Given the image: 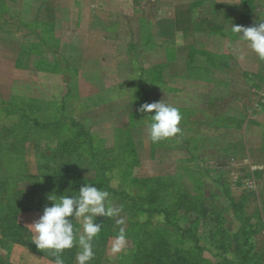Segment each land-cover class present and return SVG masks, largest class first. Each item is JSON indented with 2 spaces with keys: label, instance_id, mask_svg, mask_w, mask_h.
Listing matches in <instances>:
<instances>
[{
  "label": "rangeland",
  "instance_id": "obj_1",
  "mask_svg": "<svg viewBox=\"0 0 264 264\" xmlns=\"http://www.w3.org/2000/svg\"><path fill=\"white\" fill-rule=\"evenodd\" d=\"M7 2L22 9L19 17L29 22L27 0ZM44 2L65 9L57 30L61 45L47 27L46 43L27 46L19 58L20 67L31 70L12 78L10 62L4 61L0 78V264H45V258L55 264L50 250H38L19 217L36 212L41 216L52 204L49 195H77L85 183L103 190L98 157L110 167V187L133 193L138 182L162 188L166 200L183 188L209 211L196 221L195 212L175 207L171 199L168 205L177 212L168 218L117 203L118 216L96 218L100 232L88 264H224L223 258H237L238 243L246 249V264H264V80L252 77L251 71H244L249 72L244 78L238 72L243 66L251 69L250 54L239 58L229 46V64L237 73L212 69L207 63L214 56L204 47L202 35L189 38L204 32L203 23L194 30L188 22L177 25L185 31L184 44L178 47L172 18L173 6L179 4L174 0H88L78 23L76 6L83 2L36 4ZM36 9L32 7V20L37 26L45 16ZM261 11L258 8L245 27L258 25ZM38 23L43 31V22ZM95 23L102 30H94ZM0 25L5 36L10 25L5 15ZM26 33L19 31L20 40L28 39ZM36 35L45 37L32 32V42ZM172 46L180 48L173 57ZM19 48L0 40L5 57ZM243 48L248 45L237 53ZM261 66L264 71V61ZM161 100L180 110L182 133L153 143L147 133L150 116L139 109ZM53 122L61 123L51 126ZM76 122L89 137L73 126ZM243 197L247 223L242 227L235 206ZM72 222L83 234L82 221ZM219 226L232 242L226 251L216 248L222 238ZM120 235L123 245L115 252ZM73 247L72 257L64 254V264H72L70 258L80 251Z\"/></svg>",
  "mask_w": 264,
  "mask_h": 264
},
{
  "label": "crops",
  "instance_id": "obj_2",
  "mask_svg": "<svg viewBox=\"0 0 264 264\" xmlns=\"http://www.w3.org/2000/svg\"><path fill=\"white\" fill-rule=\"evenodd\" d=\"M38 1L40 0H27V4L29 6L28 10L29 8H31L29 12L27 10L28 15L30 14L28 16L29 18V22H28L27 20L24 21L18 15L20 12H22V9L17 8L18 6L10 8V5H8L7 0H0V16L5 15L6 20L10 22V25H7L5 36L2 30H0V40L2 39L6 43L8 42L11 45H14V46L16 45L17 47H20L19 50H16V53H14V55L10 54V56L8 55L6 57L4 56V53L0 50V78L4 77L3 74L5 73L3 71V68L5 69L4 61L10 62L12 78H17L19 76V73L29 72L31 70V68L29 67L25 69L21 68L19 65V62H20L19 58L21 57V55L25 53L24 51L27 46H30V45L32 46V44L37 45L39 43L42 44L44 42L46 43V35H47L46 33L48 32V29H46L47 27L50 30H52L51 33L54 36V41H56V45L58 46L61 45V42H62L61 37L57 35V30L61 28L62 26L61 23L63 21L59 20V13L64 14L65 12L64 7H62L61 5H56V4L52 5V4H49V2L48 3L44 2L43 4H36ZM79 1L83 3H82V6H76L77 9L75 11V14L77 15V23L79 22V18L82 17L80 15L84 13V10H85L84 3H87L88 0H79ZM174 1L179 4L178 6L174 4L173 6L174 16L172 18V22L174 24L176 23V26L173 27V35L175 39L174 41L177 42L176 44L178 47L184 44V40H185L184 32L185 31L181 29L182 27L180 28V26H177V25H180L181 23H184V22H188L190 24V28L194 30L196 27L202 26V23H203L202 31L204 30V32L202 33L195 32L193 34L190 32L191 34H189V38L192 41L196 39L195 38L196 34H199L196 37H200V35H202L200 39H202L204 47H206L207 50L214 56V59H211L209 63H207L209 67H211L214 70L216 69V71L219 70V71L227 72L228 74L231 73L230 76H234L232 71H234L236 74L237 68L233 66L232 64L231 65L229 64V62L232 61L230 57V53H228L229 51L228 47L230 46V47H233L234 54L235 55L237 54L239 58L243 57L245 59L246 57L244 56V54H250L247 60H250L249 64L252 65L251 69H246V67L243 66L242 71H238L241 73L242 78H244L245 73L249 74V72H244V71H251L253 73L252 77L253 76L257 77L258 79L262 81L264 80V71L261 70L262 61L259 60L258 56L249 47L246 50H244L243 48L240 54L237 53L238 51H240L239 50L240 48L246 47L247 43L240 40L238 35L235 33L233 34L231 30L232 25L245 27L244 24L247 22L248 19L250 21L251 18L254 17L256 10L258 8L259 10H261L262 6L264 5V0H174ZM32 3L36 5L34 4L32 5ZM34 6L37 7V9L39 8L41 10L42 15L45 16L44 17L45 19L41 18L42 21L40 20L36 21L37 26H36L35 20L34 21L32 20V7ZM11 9L14 10V13ZM99 9H101V7H99ZM111 13H114V11ZM52 15H54L55 19L53 18L50 19ZM11 22L13 23L15 22L14 25L18 27H16V29L13 28ZM38 22H43L42 24H40V26L42 25L44 27L43 31L38 26L39 25ZM92 27L96 31L102 30L100 25H96V23ZM0 28L3 29L1 25H0ZM14 29L15 31L11 32ZM21 29L29 32V33H26L24 37L30 39V41H28V39L20 40L21 36L19 34V31ZM192 29H189V31ZM35 31H38V34H44L45 37L42 39V35L40 37L36 35V38H37L36 41L32 42V39L29 38V36H30V33L32 34V32H35ZM9 40H11V42H9ZM172 49H174V51L172 52V57H173V55L177 51H179L180 48L176 49L175 47L173 48L172 46ZM235 55H233V57H236ZM177 59L178 57H174L173 61L177 63L178 61H175ZM188 60L191 61L190 58H188ZM239 61L241 62V60ZM40 71H42V73H50V70H40ZM6 76L7 75H5V77ZM254 87H258V86H254ZM262 90L263 88H261L260 90L261 95L264 94L263 93L264 90L263 91ZM246 93L247 95L250 96V92H246ZM245 99L250 101V99L248 98H245ZM246 100H244L245 104H246ZM40 214H41L40 212H36V214L27 213L26 215L21 214L19 217V221L20 222L24 221L22 222V224L28 226V228L32 232V239L34 238L35 233L30 225L34 221L39 219ZM78 253L79 251L75 253L73 258H70V261L73 260L72 264H77L76 256ZM43 258L45 257L43 256ZM44 260L47 261L45 262V264H53L52 260H48L46 258Z\"/></svg>",
  "mask_w": 264,
  "mask_h": 264
},
{
  "label": "clouds",
  "instance_id": "obj_3",
  "mask_svg": "<svg viewBox=\"0 0 264 264\" xmlns=\"http://www.w3.org/2000/svg\"><path fill=\"white\" fill-rule=\"evenodd\" d=\"M233 33L246 42L248 47L264 61V21L256 26H231ZM148 113L147 133L153 143L176 137L182 133L180 110L163 100L144 103L139 109ZM118 181H113L117 183ZM77 195H49L51 206H45L43 214L30 226L34 230L32 242L38 250H50L55 257V264H64L61 257L65 249L77 245L80 249L76 256L77 264H88L94 257L93 241L100 232L97 217H116L121 209L109 201V192L101 190L91 183L80 187ZM73 219L82 221L83 234H78ZM124 236L117 237L113 251L118 252L123 245Z\"/></svg>",
  "mask_w": 264,
  "mask_h": 264
},
{
  "label": "trees",
  "instance_id": "obj_4",
  "mask_svg": "<svg viewBox=\"0 0 264 264\" xmlns=\"http://www.w3.org/2000/svg\"><path fill=\"white\" fill-rule=\"evenodd\" d=\"M60 123L61 122H53L50 125L57 126ZM39 124L40 122L36 121L35 125L39 126ZM73 126L80 129L84 137L87 138L90 136L89 132L82 129V126L80 125V123L76 122L73 124ZM96 162L99 166L100 175L104 176V181L100 186L101 188H103V190L109 192V201L116 203L115 206H117V203H119V205L123 207L125 206L127 210L137 211V212L146 213V214H153L155 212H160V213H163L168 218V217L173 216L177 212V210L172 209L168 205L169 202L167 200L171 199V200H174L175 207H179L187 211L195 212L196 221L200 219L201 217L206 216L207 214L206 212L209 211L206 205L197 204L198 203L197 199L193 195L187 193L183 188L182 189L179 188L175 192L174 198L171 195L172 198L168 196V199L166 200V196L164 195V191L162 188L150 187V186L145 188L144 185L138 182L135 185V188H137V191L136 192L133 191V193L125 191L124 188L119 189V188L110 187L108 185L110 179L107 177V172L110 170L109 165L101 164L100 157H98V160ZM224 190L227 195L231 194V188H229V186L225 185ZM41 200L43 203L44 202L43 199ZM246 202H247V197H243L239 200V202L235 206L236 207L235 211L238 214V218L240 219L242 223V227L245 225V223H247L245 220L244 211H243V206L246 204ZM37 203L38 201L34 202V204L36 205ZM34 204L33 206H36ZM33 208H36V207H33ZM219 223L221 224V221ZM218 229H219L218 233L222 235V238L216 241L215 243L216 248L219 250L226 251L228 248L232 247V242L226 241V236H227L226 231H224L220 226L218 227ZM236 247H237L236 248L237 258L235 260L223 258L224 264H246L245 261L243 260V258L245 257H246V260H248L247 255H245L246 249L243 248V246L240 243H238ZM74 249L75 247H72L70 249H65L61 254L62 259L65 260V257H68V258L72 257L75 251ZM64 254H66L65 257H64ZM51 257L55 259L53 255H51ZM95 262L97 261L95 260L94 263Z\"/></svg>",
  "mask_w": 264,
  "mask_h": 264
},
{
  "label": "built area",
  "instance_id": "obj_5",
  "mask_svg": "<svg viewBox=\"0 0 264 264\" xmlns=\"http://www.w3.org/2000/svg\"><path fill=\"white\" fill-rule=\"evenodd\" d=\"M264 21V5L262 7V11H261V18H260V22Z\"/></svg>",
  "mask_w": 264,
  "mask_h": 264
}]
</instances>
